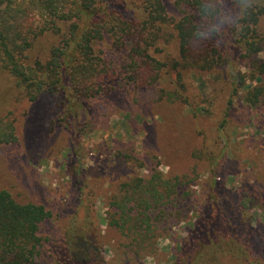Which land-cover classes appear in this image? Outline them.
Returning a JSON list of instances; mask_svg holds the SVG:
<instances>
[{
	"label": "rangeland",
	"instance_id": "1",
	"mask_svg": "<svg viewBox=\"0 0 264 264\" xmlns=\"http://www.w3.org/2000/svg\"><path fill=\"white\" fill-rule=\"evenodd\" d=\"M12 1L14 10L24 13L17 30L30 42L27 63L46 64L55 47H64L72 21L56 20V28L41 0ZM96 1V25L104 34L88 53L97 71L88 74L83 62L84 101L60 92L31 101L0 65V124H12L17 136L15 143H0V191H9L21 204L43 205L52 215L41 227L35 264H60L59 250L73 229L76 234L84 230L94 246L96 253L87 250L88 259L96 254L100 264H115L113 248H123V241L109 227L110 201L123 195L127 181L153 167L170 177L190 175L192 209L159 234L155 251L142 264H174V252L184 247L211 205L224 213V230L246 250V256L238 253L220 263L247 264L248 257L264 264V106L251 107L243 99L258 81L238 43L244 33L241 11L232 0H222L221 9L231 11L236 22L213 36L203 24L213 27L214 22L195 20L190 32L197 27L200 34H192L186 51L178 26L197 17L192 5L161 0L163 19L156 22L147 14L148 0ZM105 3L109 9L101 11ZM250 34L259 40L256 57L264 60L263 17ZM212 38H218L214 45ZM237 72L246 81L233 95ZM171 94L178 98L169 100ZM131 150L138 163L119 158ZM140 163L146 166L140 169ZM198 255L193 264H202Z\"/></svg>",
	"mask_w": 264,
	"mask_h": 264
},
{
	"label": "trees",
	"instance_id": "2",
	"mask_svg": "<svg viewBox=\"0 0 264 264\" xmlns=\"http://www.w3.org/2000/svg\"><path fill=\"white\" fill-rule=\"evenodd\" d=\"M203 1L178 0L180 7L192 5V10L197 13V17L193 15L194 18H191L193 20H189V17L178 26L182 35V48L186 51L192 34H200L197 27H193L194 31L190 32L192 25L196 24L194 21L200 22L202 19L205 22L215 23L216 16L221 12L222 0L219 5L212 4L211 7ZM12 2V0H0L1 67L12 75L17 86L31 101H35L43 94L56 95L59 92L75 94L78 99L84 101L86 92L82 85L84 81L82 79L83 62L87 64L88 74L91 75L97 71L93 63L95 59L89 58L88 53L91 51L92 41L102 40L104 34L103 28L96 25L99 24L97 22L99 15L97 1L41 0L43 8L50 11L56 28H58L56 20L72 22L66 38L62 41L64 47H55L46 64L37 63L36 67L27 63L25 52L30 48V42L21 31L17 30L20 16L24 14L21 13L23 9L14 10ZM147 3V14L150 19L156 22L159 18L163 19V2L148 0ZM231 3L241 11L238 23H242L244 33L238 43H242L245 47L243 57L249 60L246 64L247 68L250 70L251 77L258 81L257 85L244 93L243 99L251 107L260 104L264 106V60L256 57L261 50L258 45L259 40L250 34L260 19L264 18V0H232ZM106 9H109L108 3L101 7V11H106ZM204 24V29L212 32V25L205 24L204 26ZM113 29L116 30V26ZM217 39L212 38L209 42L214 45ZM188 66L190 67V64ZM232 79L233 95H236L246 78L237 72L234 73ZM176 98H178L176 94L169 95V100ZM75 106L81 107L78 104ZM232 106L231 99L228 102L222 128L226 125ZM74 107L73 109L76 108ZM15 131L12 124H0V143H15L17 141ZM118 156L136 163L140 160L133 150L129 153L120 152ZM145 166L140 163V169ZM191 183L190 175L170 177L153 167L149 169L148 174L133 177L123 185V195L110 201L111 211L108 212L109 227L115 232L117 230L121 234L119 239L123 241L121 243L123 248L119 245L113 248L117 258L115 264H142L143 257L155 251L159 234L166 230L169 231L173 221H181L192 209ZM211 206L194 227L191 236L183 243L184 247L174 252L176 256L174 264H193L194 259L199 260L198 254L202 257V264H219L223 258V262L226 257L231 260L236 258L239 256L238 253L246 256L245 248L239 247L238 240L224 230L223 222L226 217L224 213L217 211L216 208L212 209L213 205ZM211 212L214 213L211 215ZM51 217V213L43 205L21 204L13 198L9 191L1 190L0 264H35L40 257V248L43 243L40 236L41 227ZM86 235L84 230L80 229L76 234L73 229L69 239L65 240L63 249L59 250L60 264H100V259L96 257V254L93 259H88L86 256L89 249H93L96 253ZM184 255L189 261H184ZM247 258H245L247 264H256Z\"/></svg>",
	"mask_w": 264,
	"mask_h": 264
},
{
	"label": "clouds",
	"instance_id": "3",
	"mask_svg": "<svg viewBox=\"0 0 264 264\" xmlns=\"http://www.w3.org/2000/svg\"><path fill=\"white\" fill-rule=\"evenodd\" d=\"M235 18L234 15L231 11L229 12H224L221 9V12L219 15L216 16L215 18V23L212 27V32L209 35H217L219 32L223 30V28L226 25H233L235 23Z\"/></svg>",
	"mask_w": 264,
	"mask_h": 264
}]
</instances>
